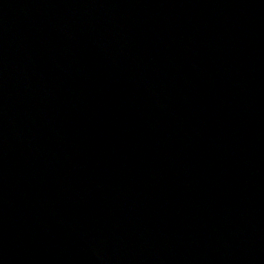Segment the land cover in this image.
Listing matches in <instances>:
<instances>
[{
	"label": "water",
	"instance_id": "95a60500",
	"mask_svg": "<svg viewBox=\"0 0 264 264\" xmlns=\"http://www.w3.org/2000/svg\"><path fill=\"white\" fill-rule=\"evenodd\" d=\"M92 230L264 264V0H0V254Z\"/></svg>",
	"mask_w": 264,
	"mask_h": 264
}]
</instances>
